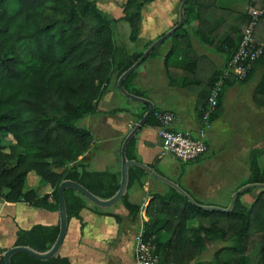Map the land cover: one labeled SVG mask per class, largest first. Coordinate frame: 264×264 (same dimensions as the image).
Listing matches in <instances>:
<instances>
[{"label": "trees", "instance_id": "16d2710c", "mask_svg": "<svg viewBox=\"0 0 264 264\" xmlns=\"http://www.w3.org/2000/svg\"><path fill=\"white\" fill-rule=\"evenodd\" d=\"M152 1L124 0L121 16L108 18L94 0H0V201L23 202L56 213L57 187L63 180L76 182L99 199H107L116 192L118 172H89L78 160L90 149L92 137L77 123L89 115L125 111L117 108L100 112L97 106L109 86L120 95L115 84L117 77L152 41L146 42L139 52L128 53L124 46L114 43L113 29L120 21L125 22L129 29L127 39L135 43L141 10ZM246 1L249 6L262 11L252 30L253 39L260 44L256 33L264 24V0ZM214 2L186 0L183 24L167 38L171 40V46L163 56V68L168 80L171 79L170 67L183 71L188 67L172 62L173 59L177 61V55L192 57L188 64L192 73L204 60L192 54L190 35L199 44L224 55L222 68L232 57L248 18L245 14L218 8ZM191 21L196 22V28L187 33L184 28ZM165 40L145 59L154 55ZM255 63L261 65L262 72L252 99L260 105L264 104V46L253 65ZM251 69L237 82L245 83ZM221 70H214L206 81L201 108ZM134 73L123 80L122 87L129 94L142 97L141 91L128 87ZM235 81L227 78L222 89ZM139 106L142 111L136 120L147 109L145 105ZM218 112L219 104L211 121ZM145 125L156 126L152 114ZM133 144L134 137L126 146L125 156L137 162L132 153ZM262 154L258 148L248 151L247 177L234 190L245 184L264 183V162L259 161ZM30 173L50 188L49 195L38 196L35 188L24 189L26 176ZM146 178L157 182L142 169L129 167L127 189L141 187ZM165 188L168 190L166 195H151L145 207L147 221L141 227L142 238L151 239L156 264H264V189L258 188L253 200L243 204L240 198L253 189L245 190L237 195L231 211L222 213L196 208L173 189ZM193 200L200 205L214 206ZM118 202L132 217L139 211L137 205L127 201L126 193ZM86 203L89 202L73 190H65L67 221L77 218ZM92 208L97 212L96 206L92 205ZM113 217L118 220L117 216ZM189 221H194L195 225L188 226ZM57 231V223L19 229L13 246H28L44 252L54 242ZM209 251H212L210 258L203 260L201 255ZM1 254L0 264H3ZM10 264L69 262L58 254L40 261L17 253L10 258Z\"/></svg>", "mask_w": 264, "mask_h": 264}, {"label": "crops", "instance_id": "0c3cea01", "mask_svg": "<svg viewBox=\"0 0 264 264\" xmlns=\"http://www.w3.org/2000/svg\"><path fill=\"white\" fill-rule=\"evenodd\" d=\"M166 1L168 5L163 10L149 11L145 16L141 13L136 41L139 45L136 48H126L128 53L139 52L146 42L155 40L175 25L180 0H178V4L176 3L177 0ZM214 3L218 8L231 10L238 14H244L245 7L249 6L246 0H231V4H228L227 0H215ZM195 28L196 22L191 21L184 30L189 33ZM190 37L192 54L204 59L197 71L192 73L190 70L191 67L188 64L192 62L191 56V58H182L181 55H177V61L173 59L172 62L187 64L188 67L186 71L170 67L168 74L171 79L168 80L163 68L164 55L161 52H156L138 65L128 87L141 91L143 93L141 98L152 104L153 111L161 110L171 113L173 115L171 125L173 129L194 133L198 127L201 96L203 95L202 92L205 91L206 81L214 70L222 69L224 55L215 53L207 45H201L191 35ZM256 37L261 40L262 43L260 44L264 46V24L258 28ZM169 42L171 44V40ZM251 70V74L245 83L235 81L224 86L218 101L219 112L211 121L210 127L222 113V102L226 89L233 91L232 103H249L250 109L256 110L257 113H264V104L255 106L252 102L253 93L261 79L262 67L255 63ZM243 89L247 91L243 96L244 99H238ZM116 94L112 86H109L99 101L97 109L100 112H107L120 108L125 110L124 112L99 113L86 116L83 119L85 128L87 126L86 129L92 137V142L90 149L78 157V160L89 172L119 173L120 144L138 121L135 117L142 111L139 105H145L133 102L121 94H117L120 97L118 99ZM101 104H105V106L101 107ZM235 130L231 131L234 132ZM133 137L132 153L137 162L148 166L165 179L177 184L190 197L200 202L212 204L213 200L201 198V196L210 197L214 189H219L218 186L221 184L219 181L221 180L215 179L213 176L216 164L231 163L232 158L236 157L235 155L229 158L221 157L222 153L209 154L208 132L207 151L183 166L170 156L159 157L156 126H149L144 123ZM219 146V148L224 149L223 146ZM245 165L247 167V159ZM29 175L27 174L26 179L30 177ZM29 179L30 186L27 189L35 188L38 196L50 194L51 190L47 185L39 183L35 177ZM163 187L165 185L146 178L141 187L132 186L127 189V201L139 208L138 213L133 217L120 202H116L105 209L97 207V212L92 208V204L86 203L77 218H70L67 221L66 231L57 254L66 258L69 264H133L134 236L142 224L147 221L145 207L152 194L166 195L168 193V190ZM113 216H117L118 220ZM56 223L57 213L35 208L23 202L6 203L0 201V252L3 253L6 249L13 247L17 230H27L37 224L48 226ZM187 225L194 226L195 222L189 221Z\"/></svg>", "mask_w": 264, "mask_h": 264}, {"label": "rangeland", "instance_id": "374dc122", "mask_svg": "<svg viewBox=\"0 0 264 264\" xmlns=\"http://www.w3.org/2000/svg\"><path fill=\"white\" fill-rule=\"evenodd\" d=\"M97 8L100 12L108 18H119L121 16V6L124 0H94ZM228 4H231V0H227ZM178 4V0L176 2ZM168 5L166 0H155L154 2L147 4L141 10L142 15H146L149 11L163 10ZM154 6V7H151ZM246 8V7H245ZM128 26L125 22L120 21L113 29V40L116 45H122L125 48H136L138 43H130L127 39ZM170 42L166 39L156 50L163 55L170 48ZM247 91L242 90L238 99H244L243 96ZM233 91L226 89L224 93L222 113L217 121H215L208 130L209 137V154H219L227 158L235 155L232 158L231 163H217L216 168L213 170V176L215 179H219V189L213 190L210 197L201 196V198H207L213 200V205L217 207L224 206L229 202V196L235 187H238L244 182L247 177V167L245 165L247 155L250 149L258 148L263 151V155L259 161L264 162V113H257L254 109H250L249 103H232ZM117 96V94H116ZM119 99L120 97L117 96ZM242 102V101H241ZM253 102V100H252ZM253 104L257 106L254 102ZM105 104H101V107ZM260 106V105H259ZM258 106V107H259ZM264 107V106H263ZM78 127H84V120L77 123ZM87 128V126H86ZM236 129L234 132L231 130ZM232 136V138H229ZM242 143V144H240ZM223 146L224 149L219 148ZM249 149V150H248ZM247 152V154H246ZM236 153V154H235ZM226 168V169H225ZM246 171V172H245ZM29 178H34V175L30 173ZM244 177V179H242ZM26 179L24 182V188H29L30 179ZM216 183H218L216 181ZM167 190L165 187H163ZM258 189H253L249 194H246L240 198V202L243 204L250 203ZM208 203V202H205ZM227 206V205H226ZM212 251L201 255L203 260H208Z\"/></svg>", "mask_w": 264, "mask_h": 264}, {"label": "built area", "instance_id": "2783aa9c", "mask_svg": "<svg viewBox=\"0 0 264 264\" xmlns=\"http://www.w3.org/2000/svg\"><path fill=\"white\" fill-rule=\"evenodd\" d=\"M261 13V10L251 6L244 9V14L248 18L246 27L239 38L232 57L226 62L207 92L204 105L199 113L198 127L194 133L173 129L171 127L173 115L167 111L155 110L151 113L156 123L159 157L170 156L180 163H185L196 159L207 151L206 139L211 124V116L218 104L225 80L227 78L236 81L244 79L261 54L262 45L252 37V30ZM152 250L151 239L142 238V228L140 227L134 236L133 264H156Z\"/></svg>", "mask_w": 264, "mask_h": 264}, {"label": "water", "instance_id": "95a60500", "mask_svg": "<svg viewBox=\"0 0 264 264\" xmlns=\"http://www.w3.org/2000/svg\"><path fill=\"white\" fill-rule=\"evenodd\" d=\"M186 0H180L177 8V21L175 25H173L169 30L164 32L160 37L153 40L142 52L140 57L133 62L125 71H123L116 79V88L118 92L126 97L127 99L140 103L145 104L147 106L146 112L142 115L141 119L137 121V123L129 130V132L126 134V136L123 138L120 148H119V183H118V189L116 192L107 199H99L93 194H91L89 191H87L85 188H83L81 185L77 184L76 182L70 181V180H63L58 184L57 187V235L55 237L54 242L50 245V247L44 251V252H37L33 249H31L28 246H13L9 249H6L1 254L3 264H10V258L17 254V253H23L26 254L36 260H46L57 254L61 242L63 240L66 227H67V215L65 212V204H64V191L67 189L73 190L75 193L82 196L86 201H88L93 206H96L98 208H108L112 205H114L116 202L119 201V199L125 195L127 191V184H128V168L129 167H137L142 169L148 176L152 177L157 182L173 189L175 192H177L179 195H181L183 198L186 199V201L201 210L204 211H217L222 213H227L231 211L234 205L235 198L237 195L243 193L245 190L248 189H264V183H252V184H245L236 190H234L230 196H229V202L225 208L217 207V206H204L197 204L192 197H190L183 189H181L177 184L165 179L158 173H156L154 170L149 168L148 166L133 161L128 160L125 156V149L128 144V142L132 139V137L136 134V132L139 130V128L145 123L148 116L153 112V106L152 104L147 101L146 99H143L141 97L134 96L132 94H129L126 92L122 87L123 80L131 73L133 72L138 65L149 55V53L158 46L163 40L167 39L170 35L174 33L175 30L179 29L184 20V5Z\"/></svg>", "mask_w": 264, "mask_h": 264}]
</instances>
